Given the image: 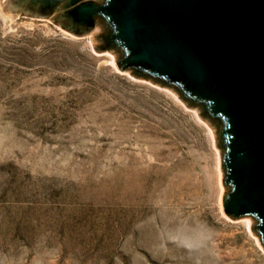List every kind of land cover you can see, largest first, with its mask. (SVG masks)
Segmentation results:
<instances>
[{"label": "rangeland", "instance_id": "1", "mask_svg": "<svg viewBox=\"0 0 264 264\" xmlns=\"http://www.w3.org/2000/svg\"><path fill=\"white\" fill-rule=\"evenodd\" d=\"M211 130L87 36L0 17V264H264Z\"/></svg>", "mask_w": 264, "mask_h": 264}, {"label": "water", "instance_id": "2", "mask_svg": "<svg viewBox=\"0 0 264 264\" xmlns=\"http://www.w3.org/2000/svg\"><path fill=\"white\" fill-rule=\"evenodd\" d=\"M92 1L0 0V17L87 36L122 73L195 113L219 150L224 212L249 219L264 250V0Z\"/></svg>", "mask_w": 264, "mask_h": 264}, {"label": "flooded vegetation", "instance_id": "3", "mask_svg": "<svg viewBox=\"0 0 264 264\" xmlns=\"http://www.w3.org/2000/svg\"><path fill=\"white\" fill-rule=\"evenodd\" d=\"M82 1H92V0H70L71 3L73 2V5H74V4H77V3H80V2H82ZM30 2L33 3L34 0H30ZM92 2H93V1H92ZM94 3H95V2H94ZM39 8H40L39 10H40L41 13H48V12L52 13L51 8L48 7V5H46V4H42V5H40ZM94 19H95V18H94Z\"/></svg>", "mask_w": 264, "mask_h": 264}]
</instances>
